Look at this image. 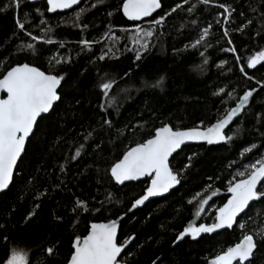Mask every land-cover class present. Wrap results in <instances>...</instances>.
Segmentation results:
<instances>
[{"label":"trees","instance_id":"1","mask_svg":"<svg viewBox=\"0 0 264 264\" xmlns=\"http://www.w3.org/2000/svg\"><path fill=\"white\" fill-rule=\"evenodd\" d=\"M161 2L163 7L154 17L158 18L183 0ZM215 2L226 3L234 9L227 24L222 16L220 23L216 22V14L223 13V9L188 0L183 9L166 18L163 26H154L155 33L148 38L150 50L136 62L134 52L127 50L136 47L131 32L120 31L135 27L118 11L122 0H104L103 4L98 0H83L77 8L53 15L46 12L44 1L31 4L29 0H20L18 8L13 6L0 11V73L17 63H29L42 71L65 77L58 89L61 99L51 114L40 121L27 142L9 189L0 194V264H5L13 249H25L29 264H65L72 240L86 235L90 223L119 217L143 194L147 179L118 186L106 175L111 163L124 151L143 142L163 123L186 129L197 126L202 120V127H208L225 109L234 107L245 91L259 87L242 118L231 125L241 128L235 138L237 142L183 147L171 158L174 168H182L188 156L193 153L195 156L192 165L184 170L178 187L127 216L118 233L121 243L129 236L134 237L126 249L130 255L123 257L128 264H153V261L155 264H208L217 254L242 239L243 232L236 225L231 230L201 234L196 240L186 237L173 243L183 227L196 219L194 213L199 202L218 189L209 205H205L201 218L196 220L197 225L211 223L210 217L229 195L228 181L234 177L240 179L235 176L238 170H243L240 165L254 162L264 154V125L257 118L264 116V89L260 88L264 83V62L247 69L252 79L240 72L241 66L246 68L250 55L264 49V0ZM11 3L12 0H0V8ZM93 4L97 7L93 8ZM192 4L197 8L189 14L187 8ZM109 11L113 12L112 17L107 15ZM77 16L80 22L88 24L86 30L74 26ZM17 18L37 36L42 33L40 27L34 25L41 19L46 20L52 31L47 32L45 38L50 37L54 43L39 44L35 54L31 50L21 52L22 44L26 47L27 43L36 42L17 29ZM192 20L197 21L199 28L207 27L209 22L212 24L207 38L211 47L206 51L205 46L198 49L188 46L199 33ZM149 21L139 25L149 28L152 26ZM109 27L112 33L104 36ZM224 27L228 28L244 65L235 62L233 53L222 51L229 47L223 38ZM241 27L242 31H236ZM81 39L98 42L82 51ZM201 51L204 57L200 56ZM104 53L112 58L99 60ZM205 57L207 64L203 63ZM69 58V63H55L56 59ZM125 72L129 75L120 79ZM105 74L118 80L113 94L123 87L130 90V98L125 99L121 94L117 97L119 107L101 112L98 85ZM160 77L164 78L161 88H142V81ZM218 88H223L224 92L213 95ZM228 92H232L231 97L227 96ZM222 99L226 103H222ZM104 119L112 121L111 128L103 124ZM88 132L93 135L85 142ZM251 143L258 146L259 153H249L250 159H244L240 151ZM81 144H85L81 156L71 160ZM196 193L200 195L189 204ZM109 194L110 200L106 199ZM77 199L85 201L90 208L101 207L103 201L105 210L75 215L71 209ZM30 212L33 215L26 220ZM240 223H246L243 231L250 233L264 228V203H254L242 214ZM257 243L252 264H264V240ZM47 247L55 249L53 256L47 255Z\"/></svg>","mask_w":264,"mask_h":264},{"label":"snow or ice","instance_id":"2","mask_svg":"<svg viewBox=\"0 0 264 264\" xmlns=\"http://www.w3.org/2000/svg\"><path fill=\"white\" fill-rule=\"evenodd\" d=\"M78 3L79 0H46V12L55 13L57 10L71 9L74 5H78ZM98 3L103 4L104 0H98ZM187 3L188 0H183V3H176L157 18L153 16V13L157 9H162L161 0H122V3L118 6V11L122 13V16L127 21L135 24V27L131 30L120 29L121 32L131 31L133 36L132 42L136 47L127 50L134 52V62L141 61L143 53L150 50L148 38L153 37L155 33L154 26H163L166 18L177 12L178 9H183L184 4ZM198 3L205 7L223 9V13L216 14V22L218 24L220 23L219 17L221 16L224 24H227L232 18L234 9L226 3H216L215 0H198ZM19 5L20 0H12L11 4L6 5L5 8H0V11H5L7 8L13 6L18 8ZM92 7L95 8L97 5L93 4ZM196 8L197 5L192 4L187 8V11L189 14H192ZM107 15L112 17L113 12L109 11ZM145 18H151L149 23L152 25L146 29L136 23L143 21ZM191 22L193 25H197L196 20H192ZM16 25L20 32H23L24 35L36 42V44L27 43L26 47L22 44L21 52L31 50L35 54L39 44L52 45L54 43L50 37L45 38L46 33L52 31V27L48 26L47 21L44 19H41L39 24L34 25V27H40L42 33L40 36L33 35L25 27V22H22L19 18L16 19ZM41 25L44 27H41ZM74 26L80 27L82 30L88 28V24L80 22L79 16L74 21ZM197 28H199L198 25ZM211 29L212 24L210 22L207 24V27L199 28L196 39L188 46L194 49L205 46L206 51L207 47H211V44L207 40L211 34ZM242 30L243 27L236 29V31ZM109 33H112L111 27L103 35L108 36ZM223 38H226V43L229 47L223 48L222 51L233 53L235 55V62L244 65L245 61L238 55L239 50L233 46L234 41L231 39L227 27H224ZM97 42L95 39H81L79 44L82 46L81 50L83 51L90 49ZM60 46L63 47V43ZM108 51L112 52V48H109ZM199 54L201 57H204V51H201ZM114 55L115 53H113ZM106 57L112 58V56H108V53H104L98 59L103 61ZM69 62L70 58L55 60L56 64ZM262 62H264V49L250 55L246 61V68L241 66L240 72L247 76L248 79H252L248 75L247 69H253ZM203 63L207 64L206 57ZM128 75L129 73L125 72L120 79H124ZM64 79L63 75L42 71L39 67L29 63H17L15 66H11L0 73V192L9 189L18 166V161L21 160L22 155L26 151L27 142L35 134V129L38 127L40 121L46 115L51 114L55 105L61 99L58 88ZM163 79V77H160L154 81L144 80L141 82V86L145 90H155L163 86ZM117 83V78L108 74H105L99 83L98 88L101 93L99 109L101 112L119 107L117 97L121 94L125 99L130 98L128 95L130 90L127 88L121 87L116 94L112 93V89ZM261 88L264 89V83H261ZM255 91V88L245 91L242 96H239L235 107L225 109L223 115L217 118L211 126L202 127L204 124L202 120L197 126L186 129L173 128L168 123H163L161 126L156 127L154 132L150 133L149 137L143 140V142L129 147L123 152L122 156L111 163L110 167L106 170V175H109L116 185H124L126 182L138 181L142 178H146L148 181L143 194L131 203L130 207L127 208V212H132L134 209L145 205V202L149 201L150 198L164 196V194L169 193L171 189H174L181 183V176L184 170L192 165L195 153L187 157V163L183 164L182 168H174L170 158L174 154H177L178 150H181L182 146L186 143L202 142L207 145L236 143L235 138L239 136L241 128L239 125L235 127H231V125L237 119L242 118V114L249 105L250 98L253 97ZM223 92V88H218L217 91L213 92V95L218 96ZM227 96L231 97L232 92H228ZM221 102L226 103L223 99ZM257 118L264 125V116L258 115ZM103 124L109 128L112 127V121L109 119H104ZM92 135V132H88L84 137L85 142ZM84 148L85 144H81L76 150L75 155L71 157V160H76L80 157L81 150ZM96 148H99V145H96ZM249 153L253 155L259 153V148L255 143L244 147L240 151V156L244 159H250L247 156ZM240 167L243 170H238L235 173V176L240 177V179H235L234 177L228 181L227 193L229 195L226 198V202L216 208L214 216L210 217L212 222L196 224V220H199L201 214L205 211V205H209V201L217 195L218 189L212 191L211 195L199 202L194 213L196 219L183 227V230L173 240L174 244L184 240L186 237L196 240L201 234L219 233L220 230H231L234 229V226L239 225V228L243 232L242 239L238 243H235L234 246H228L225 251L217 254L209 260L208 264H252V258L258 246L257 241L264 240V228H260L255 233H250L243 231L247 228V224L240 223L242 214H246V210L254 203H264V154H260L259 158L255 159L254 162L241 164ZM63 168L64 166L61 165V171H63ZM208 187H211V185ZM199 195L200 193H196L188 203L191 204L196 196ZM106 199H111L110 194ZM103 205L104 202L101 201V207L90 208L85 201L77 199L71 211L75 215L89 212L99 213L105 210ZM32 215L33 213L30 212L25 219L31 218ZM57 219L62 218L57 217ZM249 219H252V217H249ZM118 220L122 221L123 217H118L107 223H90L86 229V235H78L72 240L70 253L65 258V264H128V261L123 259V257L130 255L126 249L134 237L129 236L125 239L124 243L120 242ZM45 251L48 256L55 254L53 247H47ZM5 264H29L27 251L25 249H13ZM153 264H155V261H153Z\"/></svg>","mask_w":264,"mask_h":264},{"label":"water","instance_id":"3","mask_svg":"<svg viewBox=\"0 0 264 264\" xmlns=\"http://www.w3.org/2000/svg\"><path fill=\"white\" fill-rule=\"evenodd\" d=\"M45 2L46 3V0H29V3H31V4H35V3H40V2ZM82 1L83 0H79V3H78V5H74L73 6V8H71V9H66V10H57V12H55V13H48L49 15H53V14H56V13H65V12H69V11H71V10H73V9H75V8H77L81 3H82ZM161 9H157L156 10V12H154L153 13V16L154 15H156L159 11H160ZM122 14V13H121ZM126 21H127V19L126 18H124ZM149 19H151V18H145L143 21H138V22H136L137 24H141L142 22H144V21H147V20H149ZM127 22H129V21H127ZM129 23H131V24H134L133 22H129ZM60 87V86H59ZM260 88H261V86H260ZM59 89V88H58ZM258 89H259V87L256 89V91L253 93V97L255 96V94L257 93V91H258ZM253 97L252 98H250V101H249V105L246 107V109H248L249 108V106H250V104H251V102H252V99H253ZM238 103V102H237ZM236 105V104H235ZM235 107V106H234ZM211 126V125H210ZM192 145H207V144H205V143H202V142H188V143H186L185 145H183L182 146V148L183 147H186V146H192ZM217 145H220V144H217ZM217 145H207V146H217ZM181 148V149H182ZM180 150H178V152H179ZM175 155V154H174ZM171 159V158H170ZM19 162V161H18ZM146 178H142L141 180H138V181H131V182H126L125 184H128V183H136V182H140V181H143V180H145ZM124 184V185H125ZM118 186H123V185H118ZM178 187V185L175 187V188H177ZM174 188V189H175ZM174 189H171L170 191H169V193L172 191V190H174ZM5 192V191H4ZM3 192H0V194H2ZM169 193H166V194H164V196H159V197H153V198H150L149 199V201H146L145 202V205L147 204V203H149L150 201H152V200H155V199H159V198H162V197H165V196H167V195H169ZM145 205H143V206H145ZM143 206H140V207H138L137 209H134L132 212H127L126 211V213H124V214H122V215H120L119 217H123V220L127 217V216H129L130 214H132L134 211H136V210H138V209H140V208H142ZM118 218V217H117ZM117 218H115V219H117ZM113 220V219H112ZM122 220V221H123ZM110 221V220H109ZM122 221L121 220H118V225H119V228H120V225H121V223H122ZM108 221H106V222H101V223H107ZM119 228H118V233H119ZM132 242V241H131ZM130 245V244H129Z\"/></svg>","mask_w":264,"mask_h":264},{"label":"rangeland","instance_id":"4","mask_svg":"<svg viewBox=\"0 0 264 264\" xmlns=\"http://www.w3.org/2000/svg\"><path fill=\"white\" fill-rule=\"evenodd\" d=\"M143 26H144V25H142V26H140V27H142V28H143ZM131 29H133V28H130L129 30H131ZM130 32H131V31H129V33H130ZM132 40H133V36H132Z\"/></svg>","mask_w":264,"mask_h":264}]
</instances>
